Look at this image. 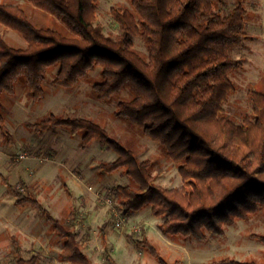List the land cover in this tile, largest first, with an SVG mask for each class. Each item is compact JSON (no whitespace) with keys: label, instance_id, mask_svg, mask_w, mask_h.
<instances>
[{"label":"trees","instance_id":"16d2710c","mask_svg":"<svg viewBox=\"0 0 264 264\" xmlns=\"http://www.w3.org/2000/svg\"><path fill=\"white\" fill-rule=\"evenodd\" d=\"M56 20L64 31L34 26L16 4L0 2V25L16 31L25 46L9 45L0 35V130L4 127V97L13 96L20 82L33 103L45 96V81L56 88L73 89L99 68L92 84L98 100L118 97L113 114L140 129L157 143L176 166L182 184L167 188L154 182L151 161L137 155L90 118L62 117L27 122L33 132L64 128L79 135L81 147L98 140L115 153L100 161L103 174L120 169L126 184L112 187L119 209L134 213L149 205L164 217L161 233L175 240L208 242L225 236L224 225L264 214V91L250 89V114L236 122L223 114L222 105L235 90L230 74L241 63L229 56V47L251 40L245 29V6L236 1L225 11L223 0H129V6L110 8L118 32L104 34L97 23L98 0H27ZM139 36L146 53L133 47ZM7 143L13 142L8 132ZM1 183L14 205L27 206L44 218L62 246L58 260L66 264H94L82 251L76 227L82 222L73 208L56 218L26 187ZM264 244V233L250 234ZM106 244L104 230H100ZM159 264H169L144 237L139 241ZM15 264H38L37 253L24 258L19 248ZM116 264V263H113ZM216 264H264L222 259Z\"/></svg>","mask_w":264,"mask_h":264},{"label":"rangeland","instance_id":"374dc122","mask_svg":"<svg viewBox=\"0 0 264 264\" xmlns=\"http://www.w3.org/2000/svg\"><path fill=\"white\" fill-rule=\"evenodd\" d=\"M236 1L247 10L244 29L252 39L229 47V56L241 66L229 75L235 90L222 108L223 114L241 122L251 111L248 91H264V0H223L215 9L225 11ZM0 2L20 6L36 27L64 31L58 20L27 0ZM119 5L129 6V0H98L96 4L97 23L104 34L112 37L118 27L110 8ZM0 35L11 46H25L24 39L14 30L0 25ZM133 47L146 53L139 36L133 38ZM98 73L96 67L73 89L56 88L50 84L51 75H48L45 96L37 103L31 101L20 82L13 96L4 97V127L0 130V264H15L17 248L24 258L37 253L38 264H66L58 260L62 244L50 226L29 206L19 209L14 205V197L7 193L1 176H7L11 184L23 181L56 218L62 219L68 208L75 209L82 218L76 227L77 240L94 264H159L139 244L144 237L169 264H216L225 258L263 262L264 244L249 236L264 233L261 209L246 219L224 225L223 238L205 243L189 238L173 240L161 233L158 224L164 217L154 216L149 205L127 214L117 207L112 187L126 184L128 178L120 169L111 174H103L99 169L100 161L115 157L111 149L98 140L81 147L80 136L72 137L64 128L36 133L24 126L27 122L47 118L50 113L90 118L131 149L138 159L150 160V173L156 184L167 188L180 186L177 168L164 150L140 129L113 114L118 99H128L130 92L123 90L118 97L107 101L95 97L92 84L99 80ZM4 132L12 137L11 144L7 143ZM101 229L106 235L105 245L101 241Z\"/></svg>","mask_w":264,"mask_h":264}]
</instances>
